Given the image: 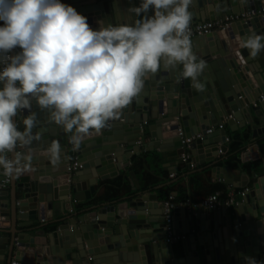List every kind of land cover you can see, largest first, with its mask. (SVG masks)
<instances>
[{"label": "water", "instance_id": "95a60500", "mask_svg": "<svg viewBox=\"0 0 264 264\" xmlns=\"http://www.w3.org/2000/svg\"><path fill=\"white\" fill-rule=\"evenodd\" d=\"M63 2L86 15L93 27L110 17L114 6V0ZM137 3L120 0L121 7ZM262 4L264 0H193L191 24L219 20ZM253 31L264 33V17L238 22L226 32L192 38L194 51L206 62L200 77L204 88L195 89L190 79L177 82L176 70L162 67L147 77L143 91L119 118L101 135L93 133L79 152L71 151L66 134L50 127L46 138L59 140L68 158L60 167L53 166L44 158L41 142L33 149L35 170L23 175V182L12 180L10 190H0V220L9 222L0 229L7 234L1 236L0 264H12L13 257L21 264H244L248 256L264 264V174L255 179L254 188L233 210L178 206L174 210L175 234L185 237L176 242L167 241L161 200L141 191L134 171L130 174L137 191L130 197L97 203L59 218L57 227L43 239L35 240L34 233L28 234L26 229L38 217L45 218L48 209L60 216L65 210L72 212L73 202L92 200L98 180L117 174L125 148L131 147L137 155L144 148L162 153L175 150L180 157L186 151L177 131L182 124L187 137L204 134L189 148L193 162L213 161V165L219 150L228 149V133L224 128L206 134L211 126L232 116L228 119L232 129L244 127L253 114L264 123V100L260 98L264 94V52L249 58L247 49L238 46ZM74 153L83 166L69 173ZM212 170L227 184L239 186L230 167L213 165ZM240 174L246 185L248 177ZM27 234L31 239L23 238ZM7 246H12L9 251Z\"/></svg>", "mask_w": 264, "mask_h": 264}, {"label": "clouds", "instance_id": "9594fccd", "mask_svg": "<svg viewBox=\"0 0 264 264\" xmlns=\"http://www.w3.org/2000/svg\"><path fill=\"white\" fill-rule=\"evenodd\" d=\"M193 0H138L97 26L63 0H0V180L35 170L34 146L60 167L68 158L50 127L79 152L102 134L161 68L202 90L206 62L194 51ZM249 58L264 52V33L238 41ZM244 264H261L248 256Z\"/></svg>", "mask_w": 264, "mask_h": 264}, {"label": "crops", "instance_id": "0c3cea01", "mask_svg": "<svg viewBox=\"0 0 264 264\" xmlns=\"http://www.w3.org/2000/svg\"><path fill=\"white\" fill-rule=\"evenodd\" d=\"M264 17V16H263ZM193 24V23H192ZM264 95V94H263ZM224 121L226 122L225 127L227 129V133H228V137H231V141L227 142V151L224 154H221L219 156L216 157L215 162L216 164H213L214 166L217 167H226V168H231L233 169V175L234 178L236 180L235 183H237L239 186H233L235 187V189H243L245 187H251L252 189L254 188V184H255V179L261 175L264 174V157H263V152L262 149L264 147V131H263V127H264V123L263 120L259 119L258 117L255 116V114H253V117H250L249 121H247L246 126L244 127H238L236 129H232L231 126L228 124L227 118L224 119ZM223 121V122H224ZM255 133V134H254ZM247 134L249 137H245L244 135ZM233 136H239L238 139L232 138ZM237 143L239 145L238 149L234 152L236 154H238V156L241 158V163L242 165H237L236 166H232V165H227V160L228 158L231 156V146L233 143ZM140 143L144 144L147 146V144L145 143V140H141ZM191 153V151H189ZM255 155H259V157L255 158L253 156ZM137 156V154H134L132 152V148L128 147L125 148L124 151L121 152L120 155V160L121 163L120 164V168L117 172V174L114 177H110L107 179H99L98 180V189L97 191L93 194V198L92 200L88 201V203H74L73 202V210L72 212H68V211H64L62 213V215L60 216H53L52 214V210L48 209L44 215L45 218L43 217H38L37 220L34 221V223L30 226H28L26 229H28V234L29 233H34V236H31L32 238H34L35 240L37 239H43V235L44 234H48L50 232H52L53 229H51L52 227H55L58 225V223H55V220L62 218L66 215H70V214H74V213H78V211H82L83 209L90 207L93 204L94 201H96V197L98 194H100V191L103 189L104 184L108 183L110 180L116 179L117 177H119L120 175H127L129 178V182H130V192H128V194L126 196H124L123 198H120L118 200H116L117 202H120L121 200L126 199V197H130L131 195L135 194L136 191L133 190V185H132V177H131V169L130 167L133 165V159L134 157ZM140 156L143 157L144 159V163L145 166L148 170H152L153 172L157 173L156 171H158V176H162V174L165 175H169V180L170 182H176L178 180H184L189 182V178L191 176L194 177V175H196L197 173L200 172H205L208 171L210 172V176H211V180L212 183L214 184H223L227 186L228 191L232 188L231 185L227 184L225 182V180L217 178L214 174H217V172H215L213 174V170H212V164L214 163L213 161L210 162H206L204 164H197L195 163L194 167L191 168V163H192V158L190 159L189 163L183 162L181 156L177 157V151H170V152H166V153H162L160 150L158 149H154L152 151H147L145 148L141 151ZM246 157H250L251 160L247 161ZM263 160V164H262V172H257V171H252V170H246L244 168V164L245 163H252L254 161H258V160ZM240 170V171H238ZM160 171H162L161 173H159ZM244 172L245 175L248 177V179L246 180V185H244V176H242L240 173ZM175 174L174 177H170L171 174ZM221 173H224V171L222 170ZM137 178L140 182V185L142 187V183L140 181L139 176L137 175ZM19 182H23L25 181L23 178H19L18 179ZM163 183H167L169 181H167L166 179L163 180ZM159 187L157 188H152V189H147L144 190L141 188V191L148 193V194H156L158 196V199L162 201V198L160 197L159 194ZM10 190V187L8 188ZM175 196H178V192H174ZM204 197L201 196L199 191H196L195 193H192V198L188 199L191 202L188 204L187 201H176L177 204H179V206H183L186 207V209L188 210H192L194 208H191V204H201V202L205 199H203ZM8 199H10V194L8 195ZM101 203H105V202H101ZM110 203V202H109ZM201 206V205H200ZM75 207V209H74ZM234 208V207H233ZM233 208H228L233 210ZM80 215V214H79ZM24 221L23 219H19V222ZM7 224V227L9 226V222L4 221ZM184 223V220H183ZM182 229H184V226H181ZM25 235L23 238H29V236ZM2 235H7L5 233H2ZM182 238L185 237L184 234H181ZM12 246H7V251H9L11 249ZM23 248H20V250ZM17 261L20 263L19 260L16 259V257H13V262Z\"/></svg>", "mask_w": 264, "mask_h": 264}, {"label": "built area", "instance_id": "2783aa9c", "mask_svg": "<svg viewBox=\"0 0 264 264\" xmlns=\"http://www.w3.org/2000/svg\"><path fill=\"white\" fill-rule=\"evenodd\" d=\"M264 16V4L258 6L256 9H249L246 11H243L239 14H230L225 16L224 18H220L219 20H206V21H199L196 23H193L190 25V31H191V38L198 37V36H204L211 34L213 32H222V31H228L232 28V26L238 22L242 21H248L250 19H253L255 17H263ZM261 100H264V95H261ZM256 105V103H255ZM232 117V116H230ZM230 117H226L227 121ZM225 118V119H226ZM147 123V122H146ZM226 122H222L221 124L217 126H211L206 134H212L215 131L223 130L225 127ZM178 136L182 140L183 148H185V152L181 155L182 161L189 163L190 159L192 158L190 151L191 144L198 140L203 139L204 134L203 133H197L192 136L187 137L185 133V129L182 124H180L177 128ZM227 142L231 141L230 137H227ZM222 150H219V155L224 154ZM73 163L71 166L68 167L69 173H74L78 169L82 168L83 164L79 163V156L74 153L73 156ZM195 163L192 160L191 168H193ZM175 174H171L170 177H174ZM223 179V178H220ZM224 180V179H223ZM12 180H8L7 178H3L0 183V190H6L10 187ZM231 189L229 190V193L227 196H222L220 192H215L208 197H206L201 204H191V208H195L197 206H203L208 209L217 210L221 208H233L236 205H239L244 198L248 195V193L252 190L251 187H245L243 189H235L231 185ZM176 196L175 194H172L169 196L168 199L162 200L161 203L164 206V213H165V219H166V230H167V241L168 242H176L182 239V235L175 234V220H174V210L179 206L176 202ZM188 204L191 202L190 200H187ZM4 222L0 220V229H2ZM1 236L2 233L0 232V249H1ZM12 264H19V262L14 261Z\"/></svg>", "mask_w": 264, "mask_h": 264}, {"label": "trees", "instance_id": "16d2710c", "mask_svg": "<svg viewBox=\"0 0 264 264\" xmlns=\"http://www.w3.org/2000/svg\"><path fill=\"white\" fill-rule=\"evenodd\" d=\"M244 136L246 138L249 137L247 134ZM234 137L235 139L239 138V136L232 135V138ZM238 147L239 145L237 143L234 142L232 144L230 151L231 156L227 160V165L230 164L236 167L237 165H242L241 158L238 154L234 153ZM262 152L264 157V147ZM262 164L263 160L261 159L252 163H245L243 166L246 170H255L261 173L263 169ZM130 169L139 176L142 183V189L147 190L159 187L158 190L162 200L168 199L170 195L174 194V192H178V196L175 199L180 202L192 198V193H195L196 191H199L204 198L215 192H220L222 196H227L229 193L226 185L212 183L210 172L208 171L197 173L194 177L191 176L189 182L184 180L170 182L169 175L162 174V176H158V171L155 173L151 169L148 170L145 166L144 159L140 154L134 157L133 165ZM161 172L162 171L159 173ZM128 178L129 177L126 174H122L116 179L110 180L108 183L104 184L103 189L100 191V194L97 195L96 201H94L93 204L116 201L126 196L131 189ZM164 179L169 182L163 183ZM56 227L57 226L52 227L51 229H55Z\"/></svg>", "mask_w": 264, "mask_h": 264}]
</instances>
